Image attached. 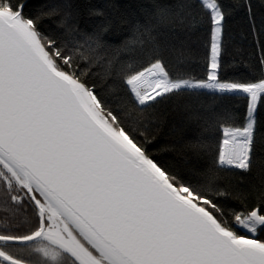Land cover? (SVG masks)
<instances>
[{"label":"snow or ice","instance_id":"6c2138e0","mask_svg":"<svg viewBox=\"0 0 264 264\" xmlns=\"http://www.w3.org/2000/svg\"><path fill=\"white\" fill-rule=\"evenodd\" d=\"M0 264H264V0H0Z\"/></svg>","mask_w":264,"mask_h":264},{"label":"trees","instance_id":"16d2710c","mask_svg":"<svg viewBox=\"0 0 264 264\" xmlns=\"http://www.w3.org/2000/svg\"><path fill=\"white\" fill-rule=\"evenodd\" d=\"M60 0H30L33 6L40 4L55 5ZM93 3L100 0H92ZM121 3H128L130 0H119ZM232 30V39L229 42V52L235 56H239L248 47L247 33L242 31L243 21L240 17L230 22ZM205 105H212L210 97L204 98ZM198 128L195 122L188 119V116L182 106L170 104L163 107L160 113L159 131L157 139L161 145L174 144L182 138H194Z\"/></svg>","mask_w":264,"mask_h":264}]
</instances>
